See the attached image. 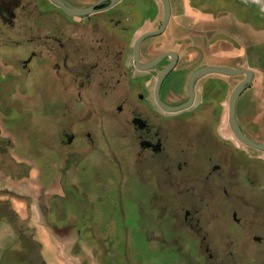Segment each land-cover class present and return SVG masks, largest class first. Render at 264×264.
Returning <instances> with one entry per match:
<instances>
[{"label": "flooded vegetation", "instance_id": "flooded-vegetation-1", "mask_svg": "<svg viewBox=\"0 0 264 264\" xmlns=\"http://www.w3.org/2000/svg\"><path fill=\"white\" fill-rule=\"evenodd\" d=\"M145 7L142 0H120L75 16L52 0H0V125L7 119L16 131L12 125L22 115L6 104L15 92L6 86L14 83L28 106L43 104L42 146H57L52 160L61 172L78 162L91 168L93 199L109 204L118 198L110 210L125 212L119 199L135 183L139 212L156 216L142 224L158 253L165 248L164 256L176 254L189 264H264V151L239 146L230 124L232 93L225 104L223 82L204 80L224 75L208 74L191 86L200 68L227 65H182L180 50L158 51L150 42L159 35L137 48L146 33L137 32ZM192 42L189 35L178 39L187 51L205 54ZM158 57L154 67L143 68ZM177 71L183 77L172 88ZM95 101H103V109ZM112 122L119 129L107 127ZM225 123L232 139L223 134ZM7 145L14 146L13 139L0 136V146ZM82 151L91 152V161L79 159Z\"/></svg>", "mask_w": 264, "mask_h": 264}, {"label": "rangeland", "instance_id": "rangeland-1", "mask_svg": "<svg viewBox=\"0 0 264 264\" xmlns=\"http://www.w3.org/2000/svg\"><path fill=\"white\" fill-rule=\"evenodd\" d=\"M142 1L146 6L145 24L146 20L153 17V9L149 1ZM170 2L172 16L166 31L150 42L158 45V51L177 48L183 55L181 64H191L192 69L205 63H219L252 70L254 77L251 85L241 95L237 104V118L252 139L264 143V0H170ZM158 7L161 10L157 23L159 27L164 14L162 2ZM158 7L154 13H157ZM205 11L209 15L213 13V17L204 16L202 12ZM137 32L143 31L140 29ZM185 35L191 36L193 44L204 48L205 54L199 55L192 48L187 51V45L180 46L178 39ZM182 77V72H174L169 79L171 87H178ZM245 78V75L209 76L204 80L217 79L223 82V98L227 104L233 90ZM202 82L198 86L201 90L204 86ZM6 88L11 92L15 91L11 93L10 101L6 103L8 110L21 111L22 115L17 116L19 118L15 119V124L12 125L16 131L9 130L11 121L8 122L7 119L0 125V136H9L14 143V146H1L5 150L0 151V162L5 168H2V173L5 176L11 175L16 180L13 191L27 193L24 190L26 186V189L30 187L33 192L40 189L46 192L44 193L46 201H49L50 210L56 213L57 219L61 221L67 219L68 224L76 227L77 231L80 230L76 236L79 242L71 244L65 254L73 252L81 257L83 261L80 264H189L176 254L168 253L164 256L162 253L169 252L165 248L162 250L160 247L162 253H158V246L147 241L142 222L146 221L151 225L156 216L142 215L139 212L135 183L128 184L129 196L122 197L123 200L119 199L125 204L124 215L125 212L122 210L121 212L116 209L110 210V204H115L118 198L117 200L110 198L109 204L93 199L91 168L82 169L84 164L78 162L76 167L61 172V165L52 160L57 158L54 151L57 146H42L45 132L42 129L43 116L39 112L42 111L43 104L40 101H33L30 102V107L24 100V92H20L18 86L11 83ZM34 88L35 93L39 95L41 87ZM14 99L17 102L12 103ZM104 105L103 101L94 103L97 110L103 109ZM106 125L112 129H119V125L113 122ZM223 128L224 136L232 139L233 135L227 131V123L223 124ZM238 144L247 146L241 141ZM115 148L118 153L120 146L117 145ZM81 154L83 156L79 159L91 161V152L82 151ZM7 161L9 165L5 167ZM123 186H126L125 183ZM33 208L34 212L42 213L40 207ZM21 212H27V209L24 208ZM36 216L39 218V214ZM123 218H126L127 222L123 223L120 220ZM23 244L25 245V241Z\"/></svg>", "mask_w": 264, "mask_h": 264}, {"label": "crops", "instance_id": "crops-1", "mask_svg": "<svg viewBox=\"0 0 264 264\" xmlns=\"http://www.w3.org/2000/svg\"><path fill=\"white\" fill-rule=\"evenodd\" d=\"M65 1L83 8L99 0ZM147 1L152 9L153 6L161 5L159 0ZM158 8L157 13L152 12L153 17L141 26L143 32L154 31L158 27L161 12ZM1 148L0 151L5 152ZM2 164L0 162V264H80L83 261L81 257L73 252L65 254L71 244L79 242L76 236L80 230L68 224L67 219H57L56 213L50 210L49 201H46V192L41 189L33 192L25 186L23 189L27 193L13 191L17 182L11 175L5 176L2 173ZM8 165L7 161L5 167ZM36 206L40 207L41 214L34 212L33 207ZM24 208L27 212L22 213Z\"/></svg>", "mask_w": 264, "mask_h": 264}, {"label": "water", "instance_id": "water-1", "mask_svg": "<svg viewBox=\"0 0 264 264\" xmlns=\"http://www.w3.org/2000/svg\"><path fill=\"white\" fill-rule=\"evenodd\" d=\"M52 1L56 4H58L59 6H61L69 14H72L75 16H85V15H88L90 12H91V14L94 13L96 8L105 2H111L112 4H115V3L119 2L120 0H99L97 3H95L93 6H91L89 8H75V7L69 6L68 4H66L62 0H52ZM162 2H163L164 7H165V12H164V19H163V23H162L161 27L158 30L146 32L144 35H142L141 38L138 40L137 48H139V45L141 44V42L144 39L152 37V36L160 35L167 28L169 21H170V18H171V3H170V0H162ZM161 59H162V57H158L152 63L144 65L143 68L149 69V68L154 67L156 64H158L161 61ZM171 69H172V67H169L167 70H165L161 79ZM212 73H217V74H221L224 76H239V75H245L246 76L245 80L240 82L232 92L231 100H230V124H231V128L233 130V133L243 144L264 151V143L248 137L242 131L241 126H240V124L237 120V116H236V107H237L238 100L241 97V95L251 85V82H252L253 77H254V72L252 70L238 69V68H233L230 66H214V65L205 66V67L200 68L199 70H197L194 73L192 80H191V86H193L195 81H197L198 79L204 77L205 75L212 74ZM189 106H190V104H186V105L174 107V108L170 107L168 109H169V111L176 112V111H180L182 109L188 108Z\"/></svg>", "mask_w": 264, "mask_h": 264}]
</instances>
